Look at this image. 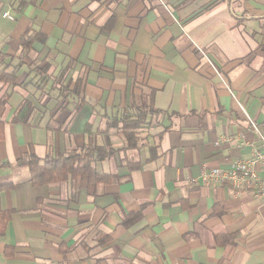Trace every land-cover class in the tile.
Returning <instances> with one entry per match:
<instances>
[{
  "label": "crops",
  "instance_id": "1",
  "mask_svg": "<svg viewBox=\"0 0 264 264\" xmlns=\"http://www.w3.org/2000/svg\"><path fill=\"white\" fill-rule=\"evenodd\" d=\"M0 53L23 64L0 84V264H264V201L194 183L264 149V0H0ZM148 104L164 114L140 152L97 137L118 180L34 186L18 165Z\"/></svg>",
  "mask_w": 264,
  "mask_h": 264
},
{
  "label": "trees",
  "instance_id": "2",
  "mask_svg": "<svg viewBox=\"0 0 264 264\" xmlns=\"http://www.w3.org/2000/svg\"><path fill=\"white\" fill-rule=\"evenodd\" d=\"M22 47L27 49L30 47L32 40L27 37L22 38ZM9 57L0 53V84L13 86L19 78L18 71L22 67V61L15 67H9L5 61ZM7 65V66H6ZM63 73L59 79H55L56 85L61 84ZM76 92L79 91V86H75ZM64 95V93H63ZM5 100L9 98V94L5 93ZM164 111L156 109L153 104L134 106L132 109H125L116 116H103L106 119L105 130H97L93 133V125L87 124V131H89V141L82 148L74 149L67 154L59 155L57 158L46 157L40 159L34 154L23 157L19 160L20 167H28L30 172V181L34 186H42L45 184L66 182L69 178L77 180L83 177H88L90 182H104L109 183L118 180L119 176L109 174H97L94 165L106 159H111L116 156V149L114 148L110 138H106V143L101 146L97 142V137L100 134L108 133L111 129H117L124 137L125 146L122 150L141 151L146 144L139 145V132L144 129L148 116H161ZM4 138V125L0 123V141ZM130 170L138 169L140 165L133 164L130 158H125ZM0 166H9V163H0ZM0 221L4 218L0 217ZM1 223V222H0ZM4 224H0L3 228Z\"/></svg>",
  "mask_w": 264,
  "mask_h": 264
},
{
  "label": "built area",
  "instance_id": "3",
  "mask_svg": "<svg viewBox=\"0 0 264 264\" xmlns=\"http://www.w3.org/2000/svg\"><path fill=\"white\" fill-rule=\"evenodd\" d=\"M2 17L15 20L8 11L4 12ZM194 183H201L206 186L230 184L241 192L250 187L255 197L264 201V149H252L249 158L235 161L227 170L207 169L205 167L194 180Z\"/></svg>",
  "mask_w": 264,
  "mask_h": 264
},
{
  "label": "rangeland",
  "instance_id": "4",
  "mask_svg": "<svg viewBox=\"0 0 264 264\" xmlns=\"http://www.w3.org/2000/svg\"><path fill=\"white\" fill-rule=\"evenodd\" d=\"M48 69H47V71H46V76H48V77H50L49 75H48ZM58 75H59V73H58ZM50 79H53V78H50ZM66 81H68V79H67V76L65 77V82ZM37 89L38 90H40L39 92H40V94L42 93V94H44V93H46L45 92V90L44 89H47V84L45 83V82H41L40 83V85H39V87H37ZM49 95V94H48ZM159 117L160 116H153V117H151V116H148V118H147V120H146V124H145V126H144V129L142 130V131H140L139 132V137H138V139L140 140V144L139 145H142V144H144L145 142H147L146 140V135L148 134V135H151L152 134V130L153 129H155V128H157L158 127V124H159V122H158V119H159ZM110 131V130H109ZM115 131H117V134H118V137L119 138H121V139H123L124 140V137L119 133V131L116 129H114L113 130V133L115 132ZM116 133V132H115ZM105 134H108L109 135V133H105ZM101 139L103 140V137L101 136ZM124 146H125V144H124ZM127 152V151H126ZM128 152H132V151H128ZM134 153H136L137 154V151H135ZM130 156L128 155V157L127 158H129ZM133 159V157H130V159Z\"/></svg>",
  "mask_w": 264,
  "mask_h": 264
}]
</instances>
